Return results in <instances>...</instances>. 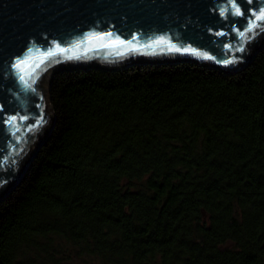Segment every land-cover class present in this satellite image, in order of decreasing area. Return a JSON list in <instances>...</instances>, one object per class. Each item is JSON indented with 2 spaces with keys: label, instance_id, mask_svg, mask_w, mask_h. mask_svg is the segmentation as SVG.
Here are the masks:
<instances>
[{
  "label": "trees",
  "instance_id": "1",
  "mask_svg": "<svg viewBox=\"0 0 264 264\" xmlns=\"http://www.w3.org/2000/svg\"><path fill=\"white\" fill-rule=\"evenodd\" d=\"M0 202V264H264V40L235 72L62 70Z\"/></svg>",
  "mask_w": 264,
  "mask_h": 264
},
{
  "label": "water",
  "instance_id": "2",
  "mask_svg": "<svg viewBox=\"0 0 264 264\" xmlns=\"http://www.w3.org/2000/svg\"><path fill=\"white\" fill-rule=\"evenodd\" d=\"M236 3L243 17L232 14L228 0H0V202L52 129L47 94L54 73L88 67L116 71L161 61L238 71L263 45L264 30H254V37L248 33L253 38L247 40L238 31L245 30L253 11L264 8V0ZM222 9L229 11L221 15ZM160 40L165 43H156ZM169 44L200 55L169 51ZM241 46L244 51H236ZM25 57L17 70L16 62ZM12 116L16 121L9 124Z\"/></svg>",
  "mask_w": 264,
  "mask_h": 264
},
{
  "label": "snow or ice",
  "instance_id": "3",
  "mask_svg": "<svg viewBox=\"0 0 264 264\" xmlns=\"http://www.w3.org/2000/svg\"><path fill=\"white\" fill-rule=\"evenodd\" d=\"M228 2L231 4V9L234 10L232 14H234L236 16H241V17H243L245 15V13L241 10L240 5H238L236 3V0H228ZM247 2L249 4H251L252 0H247ZM228 11H229V9H222L221 10V15H224ZM247 19H248V24L246 25L245 30L238 31V36L240 37L241 40H247V39L253 38L254 35L256 34L254 30H256L258 28L261 29V30H264V23H261V22H264V8H261L259 11H253L251 13V16L248 17ZM248 33H252L253 37L248 36ZM107 35L109 37H111L112 33L109 32V33H107ZM219 35H223V33H219ZM120 43L123 44L124 41H120ZM128 43L131 44V41H128ZM156 43H165V41L160 40V41H157ZM74 47L78 48L79 45H75ZM148 47H151V45H148ZM168 50L169 51H177V52L183 51V52H188V53H193V54H196V55H200V53L197 52L195 49H191V48L180 49V48H178V47H176L175 45H172V44H169ZM64 51H68V50L60 49V52H64ZM236 51H240V52L244 51L243 46L237 48ZM53 54L54 53H52V52L46 53L47 56H51ZM67 58L68 59H72L73 57L70 56V57H67ZM75 58H79V57L77 56ZM27 59H28V57H25L22 60H18L16 62V65H15L16 69L19 70L21 65L25 64L27 62ZM208 59H212V57H208ZM57 62H59V61H57ZM222 62L225 63V64H229V63H233L234 61L233 60H224ZM37 67H39V65H37ZM20 80L21 81L24 80V76L23 75L20 76ZM23 119H24V117H21V120H23ZM15 121H16V117L12 116V117L9 118L8 123L9 124H14ZM41 122H42V118H41ZM29 130H31V127H29Z\"/></svg>",
  "mask_w": 264,
  "mask_h": 264
}]
</instances>
